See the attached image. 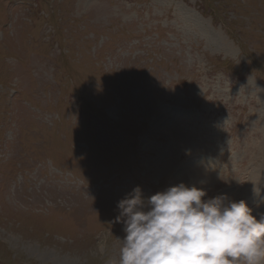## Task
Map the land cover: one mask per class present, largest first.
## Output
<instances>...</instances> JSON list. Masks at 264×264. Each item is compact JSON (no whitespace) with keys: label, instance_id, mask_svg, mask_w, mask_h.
I'll use <instances>...</instances> for the list:
<instances>
[{"label":"rangeland","instance_id":"obj_1","mask_svg":"<svg viewBox=\"0 0 264 264\" xmlns=\"http://www.w3.org/2000/svg\"><path fill=\"white\" fill-rule=\"evenodd\" d=\"M180 183L264 214V0H0V264H119Z\"/></svg>","mask_w":264,"mask_h":264},{"label":"clouds","instance_id":"obj_2","mask_svg":"<svg viewBox=\"0 0 264 264\" xmlns=\"http://www.w3.org/2000/svg\"><path fill=\"white\" fill-rule=\"evenodd\" d=\"M180 183L150 197L140 187L118 204L119 264H264V214Z\"/></svg>","mask_w":264,"mask_h":264},{"label":"bare ground","instance_id":"obj_3","mask_svg":"<svg viewBox=\"0 0 264 264\" xmlns=\"http://www.w3.org/2000/svg\"><path fill=\"white\" fill-rule=\"evenodd\" d=\"M101 21V20H100Z\"/></svg>","mask_w":264,"mask_h":264}]
</instances>
